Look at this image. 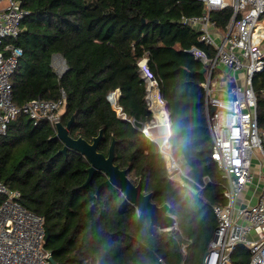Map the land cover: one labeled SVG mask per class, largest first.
Instances as JSON below:
<instances>
[{"label": "trees", "instance_id": "16d2710c", "mask_svg": "<svg viewBox=\"0 0 264 264\" xmlns=\"http://www.w3.org/2000/svg\"><path fill=\"white\" fill-rule=\"evenodd\" d=\"M31 13L13 40L22 49L19 67L11 75L12 101L21 105L33 97L66 104L60 122L73 115L70 135L91 140L101 131L98 151L107 154L114 140V163L131 180H142L143 191L157 205L169 204L175 228L160 230L115 186L97 196L106 175L95 172L83 185L89 162L68 149L46 122L33 124L23 113L0 135V181L20 192V202L43 217L44 247L57 264H200L211 240L216 218L214 204L225 202L224 180L211 158L202 63L185 50L197 46L198 32L181 23L182 17L203 13L199 0H23ZM230 8L212 10L210 18L223 30ZM60 54L67 69L59 77L51 63ZM147 56L171 123L172 153L186 173L204 188L193 192L168 178L155 142L133 123L153 120L146 85L137 62ZM256 117L264 126V69L255 73ZM119 90L121 117L107 100ZM2 196L0 195V203ZM185 245V253L182 252ZM249 252L239 245L230 264H248Z\"/></svg>", "mask_w": 264, "mask_h": 264}, {"label": "built area", "instance_id": "2783aa9c", "mask_svg": "<svg viewBox=\"0 0 264 264\" xmlns=\"http://www.w3.org/2000/svg\"><path fill=\"white\" fill-rule=\"evenodd\" d=\"M22 1L0 0V135L6 133L20 113L35 125L46 121L55 131L66 104L63 90L57 99L37 96L21 105L12 101L10 77L19 67L22 55V49L13 40L21 31L22 20L31 13L21 7ZM199 1L204 12L182 17L181 23L198 32V41L211 47L214 54L208 55L195 45L185 51L205 67L202 86L212 139L211 158L225 182V202L212 206L216 227L200 264H230L231 255L239 245L248 249V264H264V184L253 203H238L240 194L255 179L253 160H258L260 171L264 163V126L258 125L252 86L253 75L264 69V28L259 32L264 0ZM224 8H230L231 14L221 30L210 18V12ZM50 65L59 77L67 69L60 54L52 55ZM137 65L146 85L145 99L153 115V120L140 130L157 144L168 178L182 188L198 192L196 188L202 189L211 181L207 176L201 182L194 180L172 153L169 113L147 56L141 57ZM118 97V89L107 94V100L124 118ZM0 195V264H53L50 252L44 247L43 217L25 208L20 202L19 190L10 189L2 181ZM181 249L185 253V245ZM159 262L167 264L161 258ZM179 264H185L184 257Z\"/></svg>", "mask_w": 264, "mask_h": 264}, {"label": "water", "instance_id": "95a60500", "mask_svg": "<svg viewBox=\"0 0 264 264\" xmlns=\"http://www.w3.org/2000/svg\"><path fill=\"white\" fill-rule=\"evenodd\" d=\"M204 72L205 67L202 66L200 73ZM211 111H214V107H211ZM73 117L72 115L65 124L61 122L56 123L55 133L52 138L59 139L63 144L58 153H66L68 149H72L84 155L89 162V166L87 167L88 175L83 185H86L90 181L95 172L101 171L106 175V179L98 185L95 193L97 196L105 188L115 186L124 194L125 199L138 209L140 216H147L149 218L150 225L160 230H168V228L173 227L176 224V217L170 213L169 204L163 203L157 205L152 202L151 193L143 191L142 180L139 179L137 182L131 180L127 175V170L119 168L114 163V140L110 143L106 155L99 152L97 147L102 137L101 131L91 140H86L82 136L73 137L69 133ZM133 122L136 127H142V122L137 120ZM47 238L48 234L45 236V241ZM50 261L53 264H57L52 256L50 257Z\"/></svg>", "mask_w": 264, "mask_h": 264}, {"label": "crops", "instance_id": "0c3cea01", "mask_svg": "<svg viewBox=\"0 0 264 264\" xmlns=\"http://www.w3.org/2000/svg\"><path fill=\"white\" fill-rule=\"evenodd\" d=\"M258 160H253V170H254V175H255V179L253 181V183H251L250 185H248L244 191L240 194L239 198H238V203L239 204H244L247 202L253 203L259 192L261 191V188L264 184V163L262 164L261 167V171L260 168L257 165ZM163 230H167V229H163Z\"/></svg>", "mask_w": 264, "mask_h": 264}, {"label": "rangeland", "instance_id": "374dc122", "mask_svg": "<svg viewBox=\"0 0 264 264\" xmlns=\"http://www.w3.org/2000/svg\"><path fill=\"white\" fill-rule=\"evenodd\" d=\"M3 3H5V2H3ZM260 23H261V24L264 23V17L262 18V20H261ZM263 28H264V26H263ZM153 134L156 135V129L153 130ZM153 134H152V136H153ZM258 158L261 159V155L258 154ZM171 228H172V227L168 228V230H170ZM200 263H201V262H200Z\"/></svg>", "mask_w": 264, "mask_h": 264}, {"label": "bare ground", "instance_id": "6f19581e", "mask_svg": "<svg viewBox=\"0 0 264 264\" xmlns=\"http://www.w3.org/2000/svg\"><path fill=\"white\" fill-rule=\"evenodd\" d=\"M263 26H264V23L263 24H260V26H259V32L262 31Z\"/></svg>", "mask_w": 264, "mask_h": 264}]
</instances>
